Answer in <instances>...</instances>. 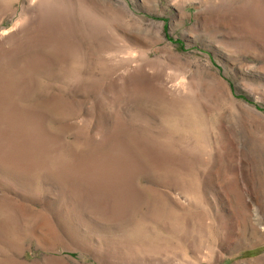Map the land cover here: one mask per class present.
Here are the masks:
<instances>
[{
	"label": "rangeland",
	"instance_id": "1",
	"mask_svg": "<svg viewBox=\"0 0 264 264\" xmlns=\"http://www.w3.org/2000/svg\"><path fill=\"white\" fill-rule=\"evenodd\" d=\"M0 264H264V0H0Z\"/></svg>",
	"mask_w": 264,
	"mask_h": 264
}]
</instances>
